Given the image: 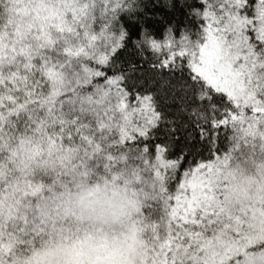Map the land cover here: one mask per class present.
<instances>
[{
	"label": "snow or ice",
	"instance_id": "6c2138e0",
	"mask_svg": "<svg viewBox=\"0 0 264 264\" xmlns=\"http://www.w3.org/2000/svg\"><path fill=\"white\" fill-rule=\"evenodd\" d=\"M0 264H264V0H0Z\"/></svg>",
	"mask_w": 264,
	"mask_h": 264
}]
</instances>
